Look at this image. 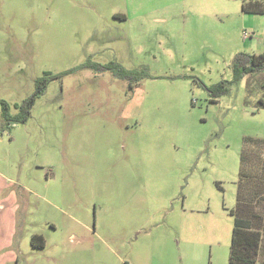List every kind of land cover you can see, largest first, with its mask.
Here are the masks:
<instances>
[{
	"label": "rangeland",
	"instance_id": "374dc122",
	"mask_svg": "<svg viewBox=\"0 0 264 264\" xmlns=\"http://www.w3.org/2000/svg\"><path fill=\"white\" fill-rule=\"evenodd\" d=\"M242 3L0 0V101L19 115L47 82L26 123L0 105V264H229L264 141V73L234 80L264 53Z\"/></svg>",
	"mask_w": 264,
	"mask_h": 264
},
{
	"label": "trees",
	"instance_id": "16d2710c",
	"mask_svg": "<svg viewBox=\"0 0 264 264\" xmlns=\"http://www.w3.org/2000/svg\"><path fill=\"white\" fill-rule=\"evenodd\" d=\"M242 10L246 14L264 15V0H242ZM234 80L240 81L246 75H258L264 73V53L259 55L241 54L235 59ZM85 68L96 69L97 71L113 70L114 74L126 78L127 73L120 65H92L85 64ZM47 82L39 80L34 94L22 105L17 106L21 114L12 116L9 105L0 101L3 107L4 125L12 127L16 124L26 123L36 99L45 91ZM261 85V84H260ZM264 88V84L261 85ZM210 91L215 98L222 95L221 86H217ZM258 108L264 109V100H260ZM249 144L258 146L254 149H244L241 158V175L239 181V194L236 208L232 210L235 217L232 246L229 264H259L264 258V216L260 211L264 210V141L250 139ZM252 153L254 155H252ZM253 158L256 160L254 165ZM253 162V163H252ZM254 167L248 174L244 171L245 167ZM256 168V169H255ZM256 186V188H253ZM254 207L256 209H254ZM259 208V210H257ZM32 246L44 248L45 240L40 235L32 238Z\"/></svg>",
	"mask_w": 264,
	"mask_h": 264
}]
</instances>
